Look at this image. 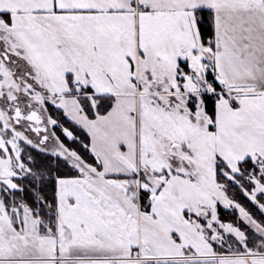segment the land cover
Returning a JSON list of instances; mask_svg holds the SVG:
<instances>
[{
	"label": "snow or ice",
	"instance_id": "obj_1",
	"mask_svg": "<svg viewBox=\"0 0 264 264\" xmlns=\"http://www.w3.org/2000/svg\"><path fill=\"white\" fill-rule=\"evenodd\" d=\"M0 264H264V0H0Z\"/></svg>",
	"mask_w": 264,
	"mask_h": 264
}]
</instances>
